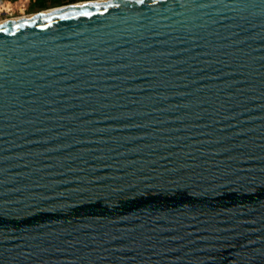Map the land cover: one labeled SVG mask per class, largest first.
Returning <instances> with one entry per match:
<instances>
[{"label": "water", "instance_id": "1", "mask_svg": "<svg viewBox=\"0 0 264 264\" xmlns=\"http://www.w3.org/2000/svg\"><path fill=\"white\" fill-rule=\"evenodd\" d=\"M0 264H264V0L0 21Z\"/></svg>", "mask_w": 264, "mask_h": 264}, {"label": "rangeland", "instance_id": "2", "mask_svg": "<svg viewBox=\"0 0 264 264\" xmlns=\"http://www.w3.org/2000/svg\"><path fill=\"white\" fill-rule=\"evenodd\" d=\"M34 2V0H12L8 4H4V6L0 5V21L21 17L23 15H32L40 11L54 8L51 7L48 1L43 2L41 5L42 7H37Z\"/></svg>", "mask_w": 264, "mask_h": 264}, {"label": "trees", "instance_id": "3", "mask_svg": "<svg viewBox=\"0 0 264 264\" xmlns=\"http://www.w3.org/2000/svg\"><path fill=\"white\" fill-rule=\"evenodd\" d=\"M12 0H0V5L4 6V4H8ZM37 5V7H42L41 5L43 2L48 1L50 3L51 7H59L62 5H68L73 4L81 1H89V0H34Z\"/></svg>", "mask_w": 264, "mask_h": 264}, {"label": "bare ground", "instance_id": "4", "mask_svg": "<svg viewBox=\"0 0 264 264\" xmlns=\"http://www.w3.org/2000/svg\"><path fill=\"white\" fill-rule=\"evenodd\" d=\"M31 14H29V15H23V16H21V17H17V18H23V17H26V16H30ZM17 18H14V19H17ZM10 19H12V18H10ZM6 20H9V19H6ZM6 20H4V21H6Z\"/></svg>", "mask_w": 264, "mask_h": 264}]
</instances>
